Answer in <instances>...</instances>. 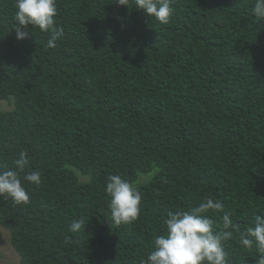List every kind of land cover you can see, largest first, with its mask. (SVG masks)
Masks as SVG:
<instances>
[{
	"label": "trees",
	"instance_id": "16d2710c",
	"mask_svg": "<svg viewBox=\"0 0 264 264\" xmlns=\"http://www.w3.org/2000/svg\"><path fill=\"white\" fill-rule=\"evenodd\" d=\"M0 0V171L26 152L41 183L0 197L20 264H141L169 211L222 202L246 229L264 216V20L255 0H173L161 24L116 0H57L63 35H15ZM120 175L142 193L139 218L111 221ZM222 231L221 213H206ZM85 227L70 232L75 219ZM228 264L258 253L224 242ZM1 259V254H0Z\"/></svg>",
	"mask_w": 264,
	"mask_h": 264
},
{
	"label": "clouds",
	"instance_id": "9594fccd",
	"mask_svg": "<svg viewBox=\"0 0 264 264\" xmlns=\"http://www.w3.org/2000/svg\"><path fill=\"white\" fill-rule=\"evenodd\" d=\"M117 5L126 6L128 0H116ZM173 0H134L135 9L161 24H168L172 16ZM16 39H26L30 26L41 32L52 33L47 41L49 48L63 35V28L55 21L57 0H15ZM252 13L257 21L264 20V0H255ZM15 170L0 171V197L10 198L15 204H27L30 197L24 183H41V173L32 170L23 175L29 165L26 152L19 153L14 160ZM105 192L110 197L108 208L111 221L119 225L135 222L140 215L141 191L120 175H109ZM221 213L222 231L214 228V221L206 213ZM230 211L222 202L206 197L190 210L169 211L164 221V231L153 241V249L141 264H228L224 242L239 233V242L246 249L255 248L256 264H264V216L257 215L254 221L241 230L234 223ZM85 227L84 218L73 220L69 231L77 232Z\"/></svg>",
	"mask_w": 264,
	"mask_h": 264
},
{
	"label": "rangeland",
	"instance_id": "374dc122",
	"mask_svg": "<svg viewBox=\"0 0 264 264\" xmlns=\"http://www.w3.org/2000/svg\"><path fill=\"white\" fill-rule=\"evenodd\" d=\"M13 108L8 102L0 104V111H10ZM0 264H20L19 257L13 250L9 233L0 227Z\"/></svg>",
	"mask_w": 264,
	"mask_h": 264
}]
</instances>
